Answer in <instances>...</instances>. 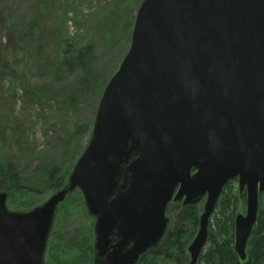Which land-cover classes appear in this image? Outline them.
I'll use <instances>...</instances> for the list:
<instances>
[{
	"label": "water",
	"instance_id": "95a60500",
	"mask_svg": "<svg viewBox=\"0 0 264 264\" xmlns=\"http://www.w3.org/2000/svg\"><path fill=\"white\" fill-rule=\"evenodd\" d=\"M235 178L247 192L246 214L235 219L244 261L264 192V0H144L68 185L28 211L9 210L0 190V264H46L57 208L75 189L96 218L100 256L116 229L120 247L132 248L108 264H136L164 236L178 186L174 200L184 205L207 195L188 247V264H198Z\"/></svg>",
	"mask_w": 264,
	"mask_h": 264
},
{
	"label": "rangeland",
	"instance_id": "374dc122",
	"mask_svg": "<svg viewBox=\"0 0 264 264\" xmlns=\"http://www.w3.org/2000/svg\"><path fill=\"white\" fill-rule=\"evenodd\" d=\"M143 1L0 0V156L15 166L23 184L22 191L11 193L2 187L0 173V189L7 193L9 210H31L54 194L41 183L43 169L59 166L69 180L89 144L105 87L131 47ZM87 47L93 49L89 71L75 60ZM86 126L89 129L75 135ZM220 200L229 204H224L225 216L218 209ZM259 201L260 211L264 196ZM218 204L210 233H223L222 239L234 249L236 216L246 214V197L237 181L229 184ZM170 208L171 226L161 247L185 212L196 209L199 218L204 211L181 204ZM93 217L82 191H72L57 208L46 264H99ZM217 217L224 219L219 222L221 228L215 224ZM197 231L198 227L183 258L175 253L172 258L156 255L158 250L155 257L144 254L138 264H188L187 248ZM208 247L209 243L204 252Z\"/></svg>",
	"mask_w": 264,
	"mask_h": 264
},
{
	"label": "trees",
	"instance_id": "16d2710c",
	"mask_svg": "<svg viewBox=\"0 0 264 264\" xmlns=\"http://www.w3.org/2000/svg\"><path fill=\"white\" fill-rule=\"evenodd\" d=\"M93 58L92 47H87L82 50L76 57L75 60L85 70H91V62ZM81 129H89L87 126L84 128H78L75 131V135L79 134ZM42 184L47 185L48 189L52 192L62 189L67 184L68 175L65 174L59 166H53L48 169H43ZM0 173L2 176V187L11 192L16 193L23 190L22 178L19 172L15 169V166L9 161L5 160L0 156ZM230 184V183H229ZM228 185L225 186L222 194L228 189ZM264 196V192L260 194V197ZM222 197V195H221ZM222 200V198H221ZM221 200L218 204L219 212L222 210V215H226L228 207V201L225 203ZM264 208L260 209L258 213V223L254 230L253 242L250 243L249 249L247 250L248 260L245 262H238V257L231 247V242L227 239H222L223 233L215 234V230H211L209 238V247L202 254L199 264H264ZM219 217V216H218ZM216 218V223L221 228L219 222L223 221V218ZM227 219V218H226ZM198 212L196 209H190L185 212L181 219L180 224L177 227V231L170 240H168L160 249L147 254L154 255H165L168 258H172V254L175 253L181 258L185 255V250L194 236L195 229L198 227ZM205 254V255H204ZM156 255L152 256L155 257ZM204 257V258H203ZM142 264V263H141Z\"/></svg>",
	"mask_w": 264,
	"mask_h": 264
},
{
	"label": "flooded vegetation",
	"instance_id": "af4514ba",
	"mask_svg": "<svg viewBox=\"0 0 264 264\" xmlns=\"http://www.w3.org/2000/svg\"><path fill=\"white\" fill-rule=\"evenodd\" d=\"M197 172V169H192V174L196 173ZM124 182H120V185H123ZM179 187H177L176 189V192H175V195L178 191ZM242 194H245V192H243ZM246 197V195H245ZM184 200H185V197L182 199V200H179V201H175V200H172L168 206H167V210H166V215H167V218L169 219L168 221V226H167V230H166V233H165V236H167V232L171 226V217L169 216L170 214V207L172 205H177V204H181V205H184ZM207 200V196H204L199 202L195 203V204H192V205H184L185 207H189V208H201L202 210L204 209V205H205V202ZM201 215V214H200ZM200 217V216H199ZM95 219V217H93ZM198 221H199V218H198ZM95 224H96V219H95ZM199 226V224H198ZM177 231V228L172 232V236L175 235ZM164 236V237H165ZM171 236V238H172ZM122 237L119 235V232L118 230H113L111 232V235H110V245H109V248L107 250V252L103 255V256H100L99 252L96 250L95 248V241H94V254H95V260L96 262H98L99 264H108L109 261H110V258L117 254L116 252L120 249V257H123L129 250H131L132 248V243H129L127 245H122V247H120V244L122 243ZM162 244V241L160 243V245ZM159 245V246H160ZM155 251V250H153ZM118 256V255H117ZM138 264V263H136Z\"/></svg>",
	"mask_w": 264,
	"mask_h": 264
}]
</instances>
